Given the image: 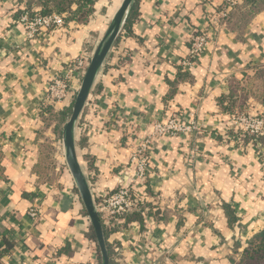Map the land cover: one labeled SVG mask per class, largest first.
Segmentation results:
<instances>
[{
    "label": "crops",
    "instance_id": "0c3cea01",
    "mask_svg": "<svg viewBox=\"0 0 264 264\" xmlns=\"http://www.w3.org/2000/svg\"><path fill=\"white\" fill-rule=\"evenodd\" d=\"M109 1L97 0L86 24L28 39L19 14L28 0H0V246L9 247L2 264H100L81 196L36 170L45 146L61 139L50 113L69 108L77 92L48 114V82L93 55L106 11L114 15L122 0L107 10ZM223 1L136 0L78 120L77 153L94 199L130 182L131 154L156 121L200 125L186 137L155 138L145 186L158 215L125 218L108 232L114 264H236L264 228V147L244 144L232 121L238 112L264 116V7L233 10L197 62L182 66L195 31ZM81 82L74 77L78 91Z\"/></svg>",
    "mask_w": 264,
    "mask_h": 264
},
{
    "label": "built area",
    "instance_id": "2783aa9c",
    "mask_svg": "<svg viewBox=\"0 0 264 264\" xmlns=\"http://www.w3.org/2000/svg\"><path fill=\"white\" fill-rule=\"evenodd\" d=\"M244 1L224 0L220 9L216 11L205 28L195 31L191 38L189 54L182 61L184 68L192 67L197 62L207 45L216 38L217 32L226 26L230 12ZM65 17V14L55 12L49 15L35 14L34 16H31L29 12H24L20 17V22L26 30L27 38L36 39L46 31H54L65 27ZM90 59L91 56L81 55L69 65L66 71L52 75L47 86L45 105L65 101L73 95L75 90L78 92L75 85H73V79L78 76L82 81ZM232 121L239 126L242 135L248 134L258 137L264 134V116L244 112L233 114ZM199 131L200 125L195 118L182 122L172 117L167 121H156L154 123L153 131L139 143L131 154L128 165V171L131 170L130 182L121 183L115 190L103 192L94 199L106 231L111 234L115 233L121 224L125 223V216L130 213L142 211L145 216L152 210L148 203L155 202L156 198L154 200L150 199L145 185L151 165L150 149L155 138L168 134L186 137ZM29 213L33 219H39L40 212L37 209L32 208Z\"/></svg>",
    "mask_w": 264,
    "mask_h": 264
},
{
    "label": "trees",
    "instance_id": "16d2710c",
    "mask_svg": "<svg viewBox=\"0 0 264 264\" xmlns=\"http://www.w3.org/2000/svg\"><path fill=\"white\" fill-rule=\"evenodd\" d=\"M96 2L97 0H28L27 8L22 9V11H20L19 14H23L24 12H29L31 16H34L35 14L49 15L55 12V13L66 15L65 17L66 25H68L71 22H74L77 24H86L89 22L92 14L95 11ZM245 4H249L253 11H257L264 7V0H245L242 4L236 6L233 10ZM34 6H36L39 9L35 11L32 10ZM136 7H137V2L135 3V5L133 6L130 12V15L127 19L125 29L128 28L130 24V19L132 18V15L134 14V12H136ZM231 12H230L229 18L226 21V26H228L229 24V21L231 18ZM225 100L226 99H224L221 102L225 103ZM70 110H71V107L63 110L60 113H50L51 109L49 105H43V108H42L43 112L52 114L51 119H54V120L56 119L57 123L59 124V127H61V124H64L67 121ZM238 113H242V112H238ZM238 113H235V114H238ZM242 138H243L244 144H247L248 142H255V143L259 142L264 147V134L258 137L245 134L243 135ZM49 148L50 146L47 144L41 155L40 161L37 164L36 171L44 182H48L50 184H56L54 182L55 178L52 177V171L54 170V167L52 166V158H51V154L49 153ZM226 210H227V215L229 217V221L232 223V221H235V217L233 216V213L230 210L229 206H226ZM149 213L153 215L155 214L158 215V212L155 210H151ZM142 215H143L142 211L133 212V213L126 215L125 218H127V221L133 220V219H141ZM91 234H92V237L97 242L96 235H95V232L92 226H91ZM104 234L106 238L107 248L109 251L110 264H114L112 247L107 241L109 233L105 229H104ZM8 249L9 247L3 249L0 246V264H2L1 258L3 257L5 252L8 251ZM98 250H99L100 262H101V252H100L99 245H98ZM236 264H264V228L258 233H256L247 242V246L245 247L244 251L241 254L239 261Z\"/></svg>",
    "mask_w": 264,
    "mask_h": 264
},
{
    "label": "water",
    "instance_id": "95a60500",
    "mask_svg": "<svg viewBox=\"0 0 264 264\" xmlns=\"http://www.w3.org/2000/svg\"><path fill=\"white\" fill-rule=\"evenodd\" d=\"M135 3L136 0H122L115 11L102 39L91 56L80 89L74 100L72 114L65 123L62 132L67 164L95 232L101 252V264H110L109 251L107 248L102 220L95 205L89 181L77 153L75 130L89 94L93 88L95 79L112 47L117 41L122 29L126 26L127 19Z\"/></svg>",
    "mask_w": 264,
    "mask_h": 264
},
{
    "label": "rangeland",
    "instance_id": "374dc122",
    "mask_svg": "<svg viewBox=\"0 0 264 264\" xmlns=\"http://www.w3.org/2000/svg\"><path fill=\"white\" fill-rule=\"evenodd\" d=\"M114 3L115 2L113 0H110L109 4H107V10L112 9L114 6ZM107 12L108 11H106L105 15H106L107 27H108V25L112 19L113 14L107 15ZM107 27H106V29H107ZM73 105H74V102L70 106L71 110H70L68 119L70 118V116L72 114ZM68 119H67V121H68ZM65 123L61 124L60 130H59L61 139L58 143V148H56L55 146H50V148H49V153L51 154V158H52V166L54 167V170L52 171V177L55 178L54 182L56 183V185H60L61 187L64 186V187L74 188V190L77 191V193L79 194L77 187H76V184H75V181H74V178H73L71 171L69 169V166L67 164L66 155H65V147H64V143H63V137H62V131H63V127H64ZM100 264H101V262H100Z\"/></svg>",
    "mask_w": 264,
    "mask_h": 264
}]
</instances>
